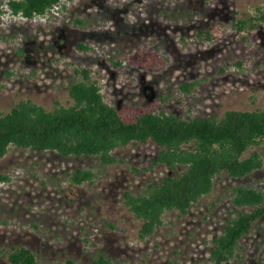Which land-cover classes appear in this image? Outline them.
I'll list each match as a JSON object with an SVG mask.
<instances>
[{"label":"rangeland","instance_id":"rangeland-1","mask_svg":"<svg viewBox=\"0 0 264 264\" xmlns=\"http://www.w3.org/2000/svg\"><path fill=\"white\" fill-rule=\"evenodd\" d=\"M5 3L7 0H1ZM264 0H62L44 16L4 14L0 21V111L19 99L45 107L68 104V86L91 69L106 100L115 106L146 105L167 97L160 109L182 118L220 116L228 109L264 107V23L238 31L234 21L255 17ZM210 37H198V31ZM91 47L79 50L78 44ZM158 48L160 69L126 62L128 54ZM124 59L121 64H117ZM195 82L190 92L183 83ZM261 168L244 177L222 172L210 193L185 215L167 211L153 235L140 239L139 223L123 203L149 181L169 173L148 170L153 143L129 144L101 165L97 156L11 146L0 158V248L25 246L38 264H92L102 253L123 264H213L212 238L237 210L232 188L250 184L264 191ZM250 150L247 152V154ZM92 166L93 182L71 184L77 168ZM239 258L226 264H264V220L246 236ZM0 264H10L4 253Z\"/></svg>","mask_w":264,"mask_h":264},{"label":"trees","instance_id":"trees-1","mask_svg":"<svg viewBox=\"0 0 264 264\" xmlns=\"http://www.w3.org/2000/svg\"><path fill=\"white\" fill-rule=\"evenodd\" d=\"M62 0H0V21L4 14L31 19L46 15ZM255 17L238 18V31L264 23V7H257ZM255 19L256 22L251 21ZM198 37L210 32L198 31ZM79 50L91 49L78 44ZM133 66L157 70L167 63L159 49H144L125 57ZM120 59L117 64H121ZM80 77L68 86L70 102L56 101L45 107L31 99H19L8 110L0 111V158L11 146L54 151L62 156H97L101 165L118 161L114 152L129 144L153 143L157 152L148 170L164 165L166 173L157 182L149 181L142 191L124 192L123 203L139 223L138 237L145 239L162 225L167 211L185 215L203 195L211 192L214 179L222 172L231 177H244L261 168L263 159L253 149L264 139V107L251 110L228 109L220 116L182 118L160 109L167 98L146 105L115 106L106 95L91 69L75 68ZM195 82L181 84L190 92ZM250 152L247 154V152ZM97 171L92 166L75 169L71 184L93 182ZM0 174V182L8 180ZM231 203L236 212L226 220L221 232L212 238L209 259L213 264H226L239 258L242 240L250 235L259 221L264 220V191L250 184L232 188ZM10 264H38L35 252L25 246L10 250L0 248ZM68 264H75L67 260ZM51 264V263H48ZM54 264H60L58 262ZM92 264H123L99 253Z\"/></svg>","mask_w":264,"mask_h":264}]
</instances>
